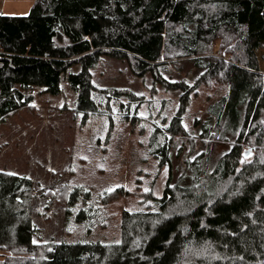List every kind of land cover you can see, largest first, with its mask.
Listing matches in <instances>:
<instances>
[{
	"label": "trees",
	"instance_id": "obj_1",
	"mask_svg": "<svg viewBox=\"0 0 264 264\" xmlns=\"http://www.w3.org/2000/svg\"><path fill=\"white\" fill-rule=\"evenodd\" d=\"M263 44L264 0H32L25 15L0 14V125L33 108L23 90L38 86L56 95L62 75L77 64L79 71L67 74L76 121L118 115L135 126L147 118L138 113L142 97L91 80V69L107 55L125 59L135 75L148 72L155 83L180 90L175 113L153 120L151 153L169 163L184 142L169 139L187 143L179 177L159 195L138 194L137 203H153L111 212L129 190L92 199L69 187L60 241L35 239L32 180L0 170L6 252L0 264H264V72L257 57ZM181 58L198 70L191 84L166 78ZM201 85L221 92L194 135L181 117ZM218 140L228 148L210 163Z\"/></svg>",
	"mask_w": 264,
	"mask_h": 264
},
{
	"label": "rangeland",
	"instance_id": "obj_2",
	"mask_svg": "<svg viewBox=\"0 0 264 264\" xmlns=\"http://www.w3.org/2000/svg\"><path fill=\"white\" fill-rule=\"evenodd\" d=\"M32 0H0V14L25 15ZM259 68L264 72V44L257 50ZM79 65L70 66L62 75L60 92L52 95L42 87L33 86L25 93L32 95V109L22 108L0 125V170L25 175L32 180L34 192L32 215L35 239L42 242L60 241L65 223L67 189L77 185L89 192L92 199L117 187H124L131 196L122 204L109 206L116 212L123 206L138 207L154 200L136 202L145 189L159 195L167 182L177 179L183 170L182 156L187 143L181 136L168 138L183 140L182 147L171 151L170 162H160L150 151L155 140L154 122L175 113L180 90L164 88L155 83L150 73L142 76L131 72L125 59L103 55L91 69V80L97 87L125 88L142 97L144 103L138 113L143 118L135 126L118 115L90 114L84 123L75 119L76 92L70 88L67 74L78 72ZM171 81L192 83L198 70L187 58L170 63ZM220 88L201 85L181 119L184 127L194 134L200 131L207 118L205 107L215 99ZM199 119L194 127V121ZM157 123V122H155ZM154 134V136H153ZM195 135V134H194ZM229 138H233L229 136ZM150 143V144H149ZM172 144V141H170ZM203 149V143H196ZM228 142L218 140L211 147V160L226 151ZM113 218V217H112ZM117 218V213L113 219ZM6 254L0 250V257Z\"/></svg>",
	"mask_w": 264,
	"mask_h": 264
},
{
	"label": "snow or ice",
	"instance_id": "obj_3",
	"mask_svg": "<svg viewBox=\"0 0 264 264\" xmlns=\"http://www.w3.org/2000/svg\"><path fill=\"white\" fill-rule=\"evenodd\" d=\"M145 191H147V189H145Z\"/></svg>",
	"mask_w": 264,
	"mask_h": 264
}]
</instances>
